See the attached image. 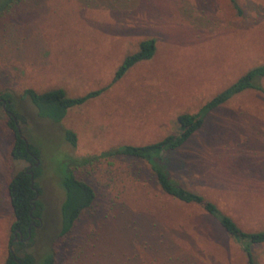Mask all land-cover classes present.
Listing matches in <instances>:
<instances>
[{
	"label": "rangeland",
	"instance_id": "rangeland-1",
	"mask_svg": "<svg viewBox=\"0 0 264 264\" xmlns=\"http://www.w3.org/2000/svg\"><path fill=\"white\" fill-rule=\"evenodd\" d=\"M2 0H0L1 2ZM18 0L0 13V95L10 97L21 136L38 153L39 225L13 245L35 263L245 264L239 246L199 207L160 192L146 166L126 158L70 167L97 202L58 237L60 187L73 160L176 134L175 119L195 114L249 69L264 63V0ZM144 40L154 54L112 76ZM264 90V79L260 81ZM67 97L104 91L53 124L36 116L25 89ZM0 107V264L13 221L7 185L28 167L10 157L12 132ZM68 130L75 145L64 138ZM165 171L213 203L245 232L264 230V95L248 90L209 111L201 128L168 154ZM264 264V244L251 249Z\"/></svg>",
	"mask_w": 264,
	"mask_h": 264
},
{
	"label": "trees",
	"instance_id": "trees-1",
	"mask_svg": "<svg viewBox=\"0 0 264 264\" xmlns=\"http://www.w3.org/2000/svg\"><path fill=\"white\" fill-rule=\"evenodd\" d=\"M18 0H2L0 2V13L9 10ZM235 12L239 15L240 10L235 0H229ZM154 54V42L144 40L138 44L135 52L125 56L115 69L112 82L121 79L123 75L134 65L149 60ZM264 79V63L253 67L237 78L224 90L207 101L195 114H180L176 117V134L163 137L159 141L141 145L130 146L122 145L97 156L85 157L73 160L67 165V174L62 178L60 187L63 192V200L59 206V232L58 237H64L72 232L81 214L97 202V194L94 187L77 179L69 169L70 167H84L98 160H107L110 158H126L132 161L144 164L152 176L156 186L162 194L182 204H190L199 207L202 212L213 220L223 231V233L236 243L243 253L246 263L254 264L251 249L255 245L264 244V230L256 232H245L228 216L224 215L211 202L206 201L202 196L190 192L174 181H172L165 171V159L168 154L180 149L202 126L206 114L221 106L231 97L244 91L253 90L264 95V90L260 86V81ZM104 88L89 91L81 96L67 97L61 89H51L41 93L25 89L22 97L27 98L29 103L35 109L36 116L47 120L53 124L59 123L65 116V113L74 107L84 104L86 101L98 97ZM0 100L9 101L10 97L6 94L0 95ZM5 110L13 113L16 121H20L9 105H5ZM8 129L12 132V146L10 157L13 160L23 161L28 164L25 168L16 173L7 185V198L11 208L13 221L9 227L8 247L13 245L23 246L24 241L30 242L33 237L34 229L39 225L40 204L35 198V192L38 195V189L33 183L30 187L29 172L33 174V181L38 176V169L34 167V158H38L37 151L28 144L25 149L24 142L16 133L14 124L10 118L6 123ZM65 140L71 145H75V135L66 130L64 132ZM19 234L21 240L18 241ZM14 235L16 240L13 241ZM32 255L23 253L21 256L10 252L3 264H53V254H47L41 261L35 263Z\"/></svg>",
	"mask_w": 264,
	"mask_h": 264
},
{
	"label": "water",
	"instance_id": "water-1",
	"mask_svg": "<svg viewBox=\"0 0 264 264\" xmlns=\"http://www.w3.org/2000/svg\"><path fill=\"white\" fill-rule=\"evenodd\" d=\"M2 107H4V103H2ZM8 115L11 117V119H12L14 125H15V129H16V133H17V135H18L19 138L24 142V144H25V149H27L28 144H27L26 140L21 136L20 128H19V125L16 123V119H15V117L13 116L12 113H8ZM34 160H35V163H34L33 166L36 167V166L38 165V161H37L36 158H34ZM29 177H30V187L33 188V174H32V173H29ZM35 198H37V194H36V192H35ZM39 223H40V221H39ZM29 238H30V234L28 233V235H27V237H26L25 240H28ZM14 241H15V239H14ZM9 250H10V252H11V249H10V248H9Z\"/></svg>",
	"mask_w": 264,
	"mask_h": 264
},
{
	"label": "flooded vegetation",
	"instance_id": "flooded-vegetation-1",
	"mask_svg": "<svg viewBox=\"0 0 264 264\" xmlns=\"http://www.w3.org/2000/svg\"><path fill=\"white\" fill-rule=\"evenodd\" d=\"M2 103H4V107H5V105H9V101H8V100H7V101L0 100V107H1V109L4 111V113L8 116V118L11 119V117L8 115V113H11V112L5 110V108L2 107ZM12 114H13V113H12ZM13 116H14V115H13ZM11 120H12V119H11ZM12 122H13V121H12ZM16 123H17V121H16ZM13 124H14V123H13ZM14 127H15V125H14ZM15 130H16V129H15ZM33 165H34V164H33ZM27 168H29V166H28ZM29 173H31V172H29ZM20 237H21V235L19 234L18 241H22ZM14 239L16 240L15 235H14L13 241H14Z\"/></svg>",
	"mask_w": 264,
	"mask_h": 264
}]
</instances>
